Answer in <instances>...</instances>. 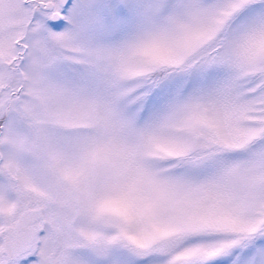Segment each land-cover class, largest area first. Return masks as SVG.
I'll return each instance as SVG.
<instances>
[{
    "label": "snow or ice",
    "instance_id": "obj_1",
    "mask_svg": "<svg viewBox=\"0 0 264 264\" xmlns=\"http://www.w3.org/2000/svg\"><path fill=\"white\" fill-rule=\"evenodd\" d=\"M0 264H264V0H0Z\"/></svg>",
    "mask_w": 264,
    "mask_h": 264
}]
</instances>
